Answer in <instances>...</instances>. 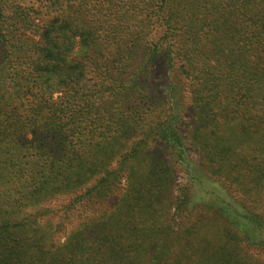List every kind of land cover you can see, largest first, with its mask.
Returning a JSON list of instances; mask_svg holds the SVG:
<instances>
[{
  "label": "rangeland",
  "instance_id": "rangeland-1",
  "mask_svg": "<svg viewBox=\"0 0 264 264\" xmlns=\"http://www.w3.org/2000/svg\"><path fill=\"white\" fill-rule=\"evenodd\" d=\"M149 1L0 0V9L13 33L12 40H17V35L23 32L25 36L37 41L40 26L60 14L65 18L75 17L76 15L72 14L75 12L83 13V16L75 19L81 20L91 26L90 28L96 24L137 26V22L141 21V24L146 25V29L151 30L150 36L158 39L162 35L158 21L162 13L157 11L155 5L148 8ZM220 1L169 0L168 4L174 10L169 25L174 28L176 34L170 43L180 55H172L171 58L162 51L159 56L154 57L155 61L137 69L131 76L132 83H127V80L118 82L121 85H114L115 89L112 90L96 91L90 87L72 101L91 114L88 121L95 120L98 113L106 117L112 114L109 126L103 130L99 128L86 138L85 150L110 152V157L101 164L102 168L115 170V173L108 175L97 188L89 190L102 176L100 173L92 174L93 177L84 184L68 186L65 193L42 205L50 210L47 215L40 216L37 220L40 231L46 234L43 243L48 244L53 252L64 255L67 264H86L87 262L82 260L88 254H91L90 257L94 260L101 256L103 261H106L109 256L105 259L104 252L110 254V249L120 244L121 240L119 237H113L104 241L103 236L108 231L121 233L122 229H128L132 240H135L133 244L138 249L136 262L150 264L151 247L149 248L147 243L150 229L146 222L142 223L146 207L151 200L158 206H167V231L178 230V223L184 214L179 209L173 216V221L171 216L175 211L174 201L179 194V188V197L186 198L185 213H188L189 218L187 223L196 227L192 234L186 235L189 238V247L185 256H180L183 262L264 264V186L256 184L254 180L262 164V160L259 162L262 152V105L258 102L264 96V48L253 50L257 43L249 40L246 42L249 52L239 53L238 45L242 44L238 43L235 37V29L240 26H249L247 29H241L243 37L251 35L252 32L261 33L264 29V0ZM95 3L98 8L93 10ZM149 11L151 12L148 13ZM216 26L220 28L214 30ZM163 40H166V37L161 41ZM113 43L111 40L109 43L101 41L98 48L88 47L89 50L85 51L75 46L70 57H82L86 61L92 59L96 64L93 68L99 63L114 73L118 66L115 64L118 56L114 54ZM2 46L0 45V51H4L3 54L0 53V120L7 115L14 121L16 118L23 120L25 115L21 113L23 108H20L19 102L50 104L57 110L42 108L38 116H61L58 111L61 110V99L65 96L64 89L54 82L53 91L42 89L36 92L29 84H20V70L13 72L8 67L9 62L16 57L13 55L6 59L5 52L9 47L1 48ZM19 47V44H15L13 48L21 60ZM25 48L29 52L32 47L28 43ZM184 53L194 55L192 67L180 60ZM87 55L89 59H86ZM25 56H28L27 53ZM245 58L256 66L245 67ZM135 63L131 61L125 65V74ZM93 77L94 75L89 73L86 79L91 83ZM245 82L250 84L247 91L243 87ZM45 86L46 83L40 88ZM47 95H50V101H47ZM165 97L168 99L166 106L173 107L175 113L180 112L178 116L173 113L177 123L175 126L185 147L188 148L181 156L177 144L162 139L153 129L155 123H161V101ZM99 102L104 104L100 107L102 110L96 108ZM205 104H209L214 114L212 117L208 114L207 120L214 118V121L203 130L200 126L197 128L198 131L208 132L207 138H211L208 141H213L210 143L213 152L228 149L232 151L230 161L241 162L244 159L252 165L250 173L242 169L241 175L238 176L241 180L239 185L225 179L208 177L203 175L202 169L194 167V164L202 166L203 153H206L199 147V152L190 151L194 142L191 134L198 122L199 106L204 107ZM103 106L108 109V113ZM16 113L19 116L16 117ZM31 115L34 114L30 110L27 118ZM120 120L129 121L123 133L118 129ZM87 130L89 134L92 133ZM56 132L60 130L57 129ZM219 137L223 139L219 141ZM25 138L27 143L37 140L29 133H26ZM17 143L18 141L10 140L1 142V159L15 154L19 147ZM123 154V162L118 164ZM215 157L219 160L220 156L215 154ZM186 159L190 160L188 166L184 162ZM96 164L99 165L100 161ZM76 167L80 170L76 172L75 177L83 175L84 165ZM225 169L235 172L228 166ZM156 171L162 174L163 179L156 183L159 184L158 195L152 196L155 190L151 187L154 183L149 184L148 176ZM16 179L14 177L4 183L0 178V190L6 185L15 188ZM125 200L126 203L123 202ZM119 204L123 206L124 214L119 217L109 215ZM178 215L180 216L177 217ZM109 218L120 221L118 225L110 228L106 224ZM215 218L229 220L241 240L230 239L227 227H222L221 221H215ZM87 230L94 233L93 237L83 239L84 243L88 242L85 250L84 244L79 242L82 241L79 237L85 236ZM78 232L80 233L77 234ZM88 239L91 242L94 239L99 241L93 244V249L87 250V245L90 244ZM104 244L106 246H102ZM114 250L117 254H113L111 260L123 264L132 262L128 247ZM108 261L110 262V259Z\"/></svg>",
  "mask_w": 264,
  "mask_h": 264
},
{
  "label": "trees",
  "instance_id": "trees-1",
  "mask_svg": "<svg viewBox=\"0 0 264 264\" xmlns=\"http://www.w3.org/2000/svg\"><path fill=\"white\" fill-rule=\"evenodd\" d=\"M218 1L221 2L220 0ZM168 2L169 0H150L147 4L148 8L155 5L157 11H161L160 13L163 16L160 15V19H158L159 27L162 29V35L158 39L150 36L151 30L146 29V25L141 24V21L137 22V26L96 24V26L90 28L91 26L86 25L81 20L75 19L76 17L83 16V13L75 12V14L72 13L76 15L75 17L65 18L63 14H60V16L40 26L38 28L40 32H38L39 37L37 41L25 36L23 32L17 35V40L15 38L12 40L14 37L13 33L0 9V45H3L1 48L9 47L5 52L6 59L13 55L16 57V59L9 62L8 67L13 72L17 71V69L20 70V74H18L20 84H29L30 88H34L37 92L42 89L53 91L55 89L53 84L56 82V85L65 91V96L62 97V102H60L59 109L61 110L58 111L61 116L39 117L38 115L42 111V108L54 109L55 111L57 108L50 104L19 102L20 108H23L21 113L25 115L23 120L17 118L15 121L11 120L8 118V115L3 120H0V151L2 150L1 142L5 140L18 141L17 144L19 146L18 149L16 148L15 154L8 155L4 159H1L0 155L1 180L5 183L14 177L17 178L15 188L6 185L0 190V264H67L64 255L53 252L49 249L48 244L43 243L46 234L40 231L37 220L38 217L47 215L50 210L49 208H44L42 205L51 198L65 193V189L68 186L72 187L74 184H84L88 179L93 177L91 176L92 174L96 175L100 173L102 176L89 190L97 188L98 184L105 180L108 175L115 173V170L102 168L101 164L103 160L110 157V152L104 153L100 150L95 152L92 149L85 150L87 145L85 142L86 138L99 128L103 130L109 126L112 122V114L110 113L109 117H106L100 116L98 113L95 120L88 121L91 114L87 110L82 109L81 106H78L77 102L72 101L79 96V93L90 87H93L96 91L104 89L112 90L115 89L114 85H121L118 82L122 83L127 80V83H132L131 76L135 74L137 69L142 68V66L153 60L155 61L154 57L159 56L162 51H165L166 55L168 57L171 56V58L180 55L179 52L173 49L172 43H170L176 34L174 28L169 25V22H172L174 10ZM97 6L95 3L92 9H97ZM77 11L79 10L77 9ZM248 27L240 26V28L235 29L236 40L242 44V46L238 45L239 53L247 54L249 52V48L246 45V42L249 40H254L257 43L252 48L253 50L261 47L264 48V29L260 31V34L252 32L251 35L243 37L244 33H242V30ZM219 28L216 26L214 30H218ZM164 37H166V40L161 41ZM110 40L114 41L112 47H115L114 54L118 56V60L115 61V64L118 66L114 73L110 72L107 66L99 63L93 68V65L96 64L93 63L92 59L86 61L82 57H79L80 59L70 57L75 46H79L81 51H85L88 47L98 48L101 41L109 43ZM28 43L32 47L29 48V52L25 50V46ZM9 44H13V46L11 47ZM15 44L20 45L21 60L13 48ZM3 52V50L0 51L1 54ZM25 53L28 56H25ZM86 59H89L88 55ZM180 60H183L188 67L194 65V55L184 53ZM234 60L235 56L232 63ZM131 61H135L136 63L125 74L127 71L125 70V65ZM94 62L97 61L94 60ZM244 66L254 67L256 65L250 64V60L245 58ZM89 73L94 75V80L91 83L86 79ZM45 83L46 86L40 88ZM243 87L247 91L250 84L245 82ZM50 100V95H47V101ZM166 100H168L167 97L161 101L163 102V109H161V118L159 120L161 123H155L153 129L155 130V134L159 135L162 139L177 144L178 152L181 156L183 153H186L184 151L188 148L185 147L183 139L178 134L175 126L177 123L174 121V108L166 106ZM258 104L262 105L261 120L263 128L260 137L262 152L259 158V162L262 160V164L259 166V174L254 180L256 184L264 186V96ZM32 105L34 106L33 108ZM102 105L104 104L99 102L96 104V108L100 109ZM199 109L198 122L191 134L194 142L191 145L190 151L199 152L197 148L199 147L206 153H203L204 162L202 166L194 164V167L202 169L203 175L213 177L216 180L225 179L230 183L239 185L241 180L238 179V176L241 175L242 169L246 173H250L252 165L248 164V161L244 159L241 162L230 161L232 151L228 149L213 152L210 145L213 141H208L211 139L207 138L208 132H203L202 130L214 121V118L207 120V115L209 114L212 117L214 114L209 104H205L204 107L199 106ZM30 110L34 115H31L28 119L27 116ZM105 111L109 112L106 107ZM3 113L5 114L6 112ZM175 114L178 116L180 112L178 111ZM17 116H19L18 113H16ZM128 124L129 121L127 120L119 121L118 129L120 133L124 132ZM199 126L202 128L201 131H198L197 127ZM57 129L60 132H56ZM87 129L90 132L92 131V133L89 134ZM26 133H29L33 138L36 137L37 140L27 143L28 141L25 138ZM198 136L202 137L198 138ZM212 138H214V135ZM222 139L223 137H219V141ZM120 140H122L121 137ZM215 154L220 156L219 160L216 159ZM124 156L125 154L118 160V164L123 162ZM220 160L223 162L221 163ZM98 161H100L99 165L96 164ZM184 162L188 166L190 160L186 159ZM80 164L84 165L83 175L75 177L76 172L80 170L76 166ZM226 166L229 169L235 170V172L226 170ZM185 174L187 175V173ZM152 178L155 180H151ZM162 179V174H159V171L153 172L148 176L149 184L154 183L151 187L155 190L151 194L152 196L158 195L159 184L156 183ZM180 191L179 188V194L176 201H174L175 211L171 216L173 221V216L179 209L183 212L184 215H182L177 226V228L179 227L178 230L167 231L169 228L165 221L167 206H158L154 200H151L150 204L146 207L147 210L145 211L142 223L146 222L148 224L147 227L150 229V237L147 240L149 248L151 247L149 250V256L152 259L150 260V264H187L182 261L180 256H185L189 247V238L186 235L192 234L196 230V227L194 224L188 225L187 223L189 218L188 213H185L187 206L186 198L179 197L181 196ZM14 194L16 196L11 197ZM181 198L183 199L182 201ZM123 202L126 203L127 200ZM122 209V205H116L109 215L119 217L124 214V210ZM214 220L221 221L222 227H227L230 239L241 240L229 220H222L220 218H215ZM119 221L118 219L112 220L109 218L106 224L110 228H113L118 225ZM84 226L87 228V224ZM87 232L85 236L79 237L82 240L79 242L84 244L85 250V245L88 242L84 243L83 239L93 237L92 234L94 233L88 230ZM113 237H119L121 243L111 248L110 254L104 252L105 259L109 256L110 262L108 261L109 259L103 261L101 256L94 260L90 257L91 254H88L82 262H87L86 264H123L119 261L111 260V257L113 254H117L114 250L115 248L123 250L125 247H128L132 259L130 264H139L136 262L138 249L133 244L135 240H132L131 232L128 229H122L121 233L118 231H108L104 234L103 240L109 241V238L112 239ZM90 239H88L90 244L87 245V250L93 249V244L99 241L98 239H94L91 242Z\"/></svg>",
  "mask_w": 264,
  "mask_h": 264
}]
</instances>
